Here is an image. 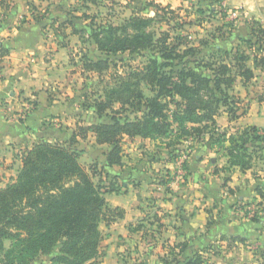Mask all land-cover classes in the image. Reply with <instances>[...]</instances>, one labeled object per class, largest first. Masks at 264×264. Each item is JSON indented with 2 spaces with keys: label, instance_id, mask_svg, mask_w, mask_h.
<instances>
[{
  "label": "trees",
  "instance_id": "1",
  "mask_svg": "<svg viewBox=\"0 0 264 264\" xmlns=\"http://www.w3.org/2000/svg\"><path fill=\"white\" fill-rule=\"evenodd\" d=\"M221 1L211 0V3ZM152 6L156 10L154 17L135 13L120 25L98 23L92 15H87L91 22L82 29L68 22L74 34L105 55L93 58L84 54V72L101 75L110 68L113 55L127 52L144 54L148 60L126 77L121 73L115 75L114 84L106 87L103 96L91 105L100 118L113 112L110 121L79 125L69 141L40 140L24 152L17 179L0 187L1 264H32L41 256L52 254V264H87L101 256L100 222L110 223L109 213L114 210H120V217L124 213L110 207L104 196L106 192H120L121 187L113 182L102 184V179L96 182L94 178L100 172L108 175V168L123 166L126 136L163 140L173 160L177 158L174 148L179 144L190 138L200 141L209 135L210 140L225 150L228 167H223L224 170H249L253 166L254 148L264 151V129L261 133V128L249 125L229 134L227 130L221 131L217 122L223 107L231 120L242 115H238L239 107L229 90L238 77L248 83L254 79L256 68L264 69V56L258 57L260 51L264 53V27L257 21L251 25L252 37L242 38L256 54L252 56L246 49H231L232 52H225L229 56L232 53L234 65L216 59L204 63L203 71L192 64H200L206 57L204 50L192 45L187 37L178 34L172 40L169 33L156 37L152 29L154 22L157 18L167 19L173 10L161 4ZM213 6L209 9L211 13L215 11ZM205 12L199 9V13ZM225 24L233 26L232 22ZM215 49L221 51V47ZM8 53L9 49L0 44V55ZM252 57L254 66L249 65ZM143 83L150 86L153 95L145 94ZM259 100L264 102V89ZM88 107L84 104V108ZM128 109L134 112V117L123 115ZM90 134L98 144L110 146L105 152L102 171L95 164L86 168L80 161L81 152L76 144L79 137L87 139ZM257 191L264 196V185ZM253 220L257 222L260 217L256 215ZM232 239L245 241L238 235ZM163 261L174 264L177 259ZM184 264H206V258L197 252Z\"/></svg>",
  "mask_w": 264,
  "mask_h": 264
},
{
  "label": "crops",
  "instance_id": "2",
  "mask_svg": "<svg viewBox=\"0 0 264 264\" xmlns=\"http://www.w3.org/2000/svg\"><path fill=\"white\" fill-rule=\"evenodd\" d=\"M67 1L68 3L57 0L53 7L69 5L71 0ZM166 1L174 4L183 2ZM161 2L165 3V0ZM225 2L230 8L242 11L245 19L254 18L264 22V0ZM37 13L36 10L33 12L27 0H0V44L9 49L8 54L0 55V187L17 179L23 165L22 156L34 143L40 140L69 141L79 125L90 124L86 117L89 110H84L83 103L76 95L78 91L72 84L76 76H80L78 78L82 80V56L85 54L81 53L78 61V56L73 55V47L86 43L72 32L68 23L66 26L69 29L62 34L58 31L57 24L51 23L50 19L38 20ZM74 24L78 29L86 27ZM241 27L246 32L238 38H250L249 26L241 24ZM254 79L257 80L258 75ZM258 89L260 96L264 82ZM250 99L252 102L249 111L242 120L248 125L264 128V102L259 97ZM75 114H83L82 122L78 121L80 116H74ZM221 117L228 120V116L224 114L218 118L219 123L226 127L228 121L221 120ZM89 138H92V143L97 144L93 157L101 155L102 162H105L106 156L103 153L109 148L108 145L98 144L93 134ZM87 139L79 137V143L76 144L81 152V162L84 156L89 155L81 147V141ZM137 140L147 142L151 139L135 137L134 144ZM142 152L138 154V148H134V183L125 182L124 192L106 194L110 206L121 208L124 217L108 225L105 223L101 244L103 255L87 264H164L163 256L166 253L167 258L171 256V250L177 257L174 264H184L195 253H204L209 247L206 238L210 239L218 234L216 231H220L212 229L208 234L203 228L207 219L204 202L219 199L217 195L222 182L224 166L216 163V159L212 157L215 153L197 146L194 153L187 157L192 180L187 185L180 186L171 182L164 184L149 180L150 169L162 164L163 167L179 172H185L186 169H179L169 159V155L167 159L166 155L150 156L151 154L144 155ZM111 170L112 173L115 172L112 174L114 180L121 177L120 171H113L114 167ZM236 172L243 174L238 169ZM233 179L239 177L233 176ZM236 184L239 183L235 181L232 186ZM254 185L250 189L252 193L258 186L256 183ZM149 198H154L152 204H149ZM144 216L147 222L150 221L152 228L155 227L154 217L161 222L162 230L158 231L159 234L150 229L149 234L144 237L143 231L135 227V221ZM133 219L134 231H130L129 225ZM232 226L226 229L246 238L249 234L255 236L252 231L259 229L262 222L257 224L246 218L241 228H236V224ZM227 230L221 231L225 234ZM161 238L163 242H160ZM184 245L187 247L182 250ZM127 254L128 257H125ZM52 256L53 254L43 255L32 264H52ZM224 263L238 264L232 261ZM224 263L215 261V264Z\"/></svg>",
  "mask_w": 264,
  "mask_h": 264
},
{
  "label": "rangeland",
  "instance_id": "3",
  "mask_svg": "<svg viewBox=\"0 0 264 264\" xmlns=\"http://www.w3.org/2000/svg\"><path fill=\"white\" fill-rule=\"evenodd\" d=\"M27 1L30 7L33 8V12L34 10L38 12L36 14L38 16V20L47 21V19H50L52 21L51 23L57 24L56 27L62 34L67 31L66 29H69V27L66 26L69 21L77 23L80 27L83 25L85 26L89 21L91 22V19L88 18L87 15L95 16L98 23L110 22L120 25L125 19L135 13L154 17L156 14V10L152 6L154 3L168 6L169 9L171 8L173 10V12L168 15L165 20L157 18L152 26V29L156 33V37H164L168 33L172 36V40L175 39L178 34L187 37L192 45H197L200 50H204L203 54L206 57H203V60H201L200 56V64H192L194 66L198 65L199 69L203 71H205L203 66L204 63L216 59H224V61L231 62L234 65L235 62H232L234 61L232 53L230 56L227 54V52H232L231 49H246L250 55L253 56L256 54V51L253 49L250 50L248 45L242 41V38H238V36L245 35L246 31L242 30L243 27H241V24H244L249 26L250 37H252L251 25L258 20L254 18L245 19L243 16L244 14L242 11L240 12V10L236 12V15H232V12L235 11V9L227 6L225 0L217 3H211V0H183V2L180 1L176 4L169 3L166 0L165 3L161 2V0H71L69 5L60 6L59 8L56 6L53 7L57 0ZM65 1L68 3L67 0ZM212 6L215 9L214 13H211L209 10ZM199 9H203L206 12L201 14L199 13ZM225 13L227 14L226 16H224ZM225 22H232L233 26L232 24L226 25ZM259 23L264 27V22L259 21ZM84 43L86 44H78V46L73 47V55L76 54L78 56V61L82 56L81 53H88L93 58L105 56L98 50L94 49V46L89 41L86 40ZM205 43L208 45H205ZM215 46L221 47V51L218 52L215 49ZM262 56H264V53L263 51H260L258 57L261 58ZM253 58L254 57H252L251 61H249L250 66H254ZM111 59L113 62L111 63L110 68L103 74L98 75L93 72H83L82 80L78 78L80 76H76L73 80L74 83L72 84L74 88H76V91H78L76 93V95H78L77 98H79V101L83 103V107L84 104H87L90 107L84 109L89 110L86 117L90 124L83 125H91L100 121L111 120V115L114 114L113 112H108V114H105L102 118H100L94 106L91 105L103 96L106 87L114 84L115 75L121 73V75L125 77L128 76V74L133 70H136L138 67H142L147 62L148 57L144 54L132 55L127 52L119 54V56L113 55ZM233 72L235 73V69ZM257 72L258 74H256ZM256 75H258V79L251 80L249 84L244 83L241 77H238L235 85L229 90V93L234 96L235 102L239 107L238 115H242H240L237 119L231 120L226 108L223 107L220 115L217 117L218 126L221 131L227 130L228 133L231 134L249 126L244 123L242 118L249 111L250 103L252 102V99L250 98L259 97L258 86L264 82V69L256 68L255 77ZM142 87L146 95H153V92L148 84L143 83ZM116 107H120V104H117ZM127 114L134 117V112H132L131 109H128L127 111L124 110L123 115ZM224 114H227L228 120L222 117L221 120L226 122L228 121V125L226 127L221 125L218 121V118ZM74 116H80L78 121L82 122L83 114H75ZM263 129L264 128H261V133L263 132ZM89 137L87 140L81 141L83 151L89 152L88 156H84L82 164L86 168H89L91 164H95L98 167V171H102L104 162H102L103 160L101 155L99 157H93L92 154L95 149H97V144L92 143L93 140ZM164 143L165 142L163 140H150L147 142L137 140L134 144V139H130L126 136L123 142L124 164L123 166H115V170H113L120 171L121 177L114 180V176L112 174L115 172L112 173L111 168H108L106 169V171H110L108 172V176L107 173L104 172L100 174V172L95 176L94 180L99 182V180L102 179V184L105 183L106 185H109L111 182L117 183V185L121 187L120 192L126 191L123 189L124 183H134V148H138V154L143 151L142 153L144 155H166L167 159L169 155V159H172V155L169 152L171 150L166 148ZM197 146L204 148L205 151L210 153L214 152L215 155L212 157L216 159V163L222 164L224 167H228V157L225 155V150L221 145L216 144L212 141V139L210 140L209 135H206L203 139H200V141L190 138L174 148V157L177 158L173 159V161L179 169H186L185 172H179L177 170L163 167L164 164L160 166L157 165L156 168L150 169L149 180L155 181L156 183L171 182L172 184L180 186L187 185V183L192 180V177H190L192 173H190L187 166V157L194 153ZM108 147L109 148H106V151L110 149V146ZM144 149H147V151ZM106 151H104V155ZM254 151L255 153L252 168L246 171H242L240 168L223 169L222 182L219 186V193L217 192L219 199L214 201L211 199L210 203L204 202V204H206L205 212L207 214L206 224L203 227L204 231L209 234L212 229H220V231H216L218 234L214 237H211L210 239L206 238V240L208 239L207 242L209 244V247H207L203 253L206 258V264H215L216 260L223 263L232 261L238 264H264V196H261L257 191V187L264 185V151L260 148H254ZM236 169L243 172V174H238L239 172H236ZM233 176H236V178L239 177V179L235 180L233 179ZM251 180H254V182H251ZM235 181L239 184L232 186V183ZM254 183L258 186L256 187V190H254L253 194L250 189L255 187ZM216 188H218V186H216ZM107 193L108 192L105 193V197ZM153 199L154 198L148 199L149 204L153 203ZM112 208L114 209L115 207ZM119 212L120 210H114L109 213L111 215V222L122 218L119 216ZM256 215L260 217V220L257 222L253 220V217ZM151 218H153V216L150 217V219ZM246 218H249L257 224L262 222V226L256 231H252L255 236H253V234H249L246 238L244 237L245 241L233 240L232 237L237 234H234L233 231H228L227 229L234 224H236V228H241L243 220ZM154 220V228H152L150 221L147 222L146 216H144L141 220H136L135 227L140 229V231H143L144 237L146 234H149L150 229H153V231L157 232L156 234H159L158 231L162 230L161 222L155 217ZM105 223L107 225L109 224L107 221L100 222L99 228L101 231L105 230ZM226 227L228 228L226 229ZM222 229L227 230L225 234L222 233ZM129 230L134 231V219L130 222ZM160 242H163V240ZM6 244L8 246L9 242ZM170 248L172 249V247ZM169 253L171 256L168 258L167 253L164 254V258H161H163V260L170 259V261L174 262V258L176 259L177 257L172 253V250L169 251ZM102 255L103 254H101V256ZM125 257H128V254L125 255Z\"/></svg>",
  "mask_w": 264,
  "mask_h": 264
},
{
  "label": "built area",
  "instance_id": "4",
  "mask_svg": "<svg viewBox=\"0 0 264 264\" xmlns=\"http://www.w3.org/2000/svg\"><path fill=\"white\" fill-rule=\"evenodd\" d=\"M236 12H238L237 9H235V11L232 12V15H236Z\"/></svg>",
  "mask_w": 264,
  "mask_h": 264
}]
</instances>
